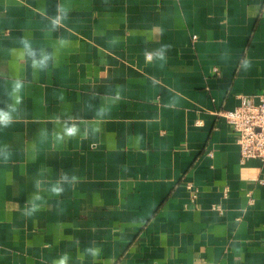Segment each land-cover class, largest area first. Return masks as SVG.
I'll list each match as a JSON object with an SVG mask.
<instances>
[{"label": "crops", "instance_id": "1", "mask_svg": "<svg viewBox=\"0 0 264 264\" xmlns=\"http://www.w3.org/2000/svg\"><path fill=\"white\" fill-rule=\"evenodd\" d=\"M263 91L264 0H0V264H264Z\"/></svg>", "mask_w": 264, "mask_h": 264}, {"label": "built area", "instance_id": "2", "mask_svg": "<svg viewBox=\"0 0 264 264\" xmlns=\"http://www.w3.org/2000/svg\"><path fill=\"white\" fill-rule=\"evenodd\" d=\"M232 126L240 147L241 162L251 158L264 161V91L257 95L241 97L234 109L218 113ZM264 183V179H260ZM215 208L222 210L220 205Z\"/></svg>", "mask_w": 264, "mask_h": 264}]
</instances>
